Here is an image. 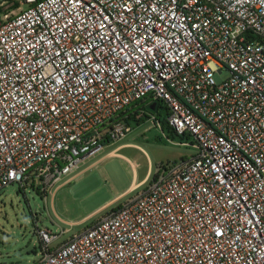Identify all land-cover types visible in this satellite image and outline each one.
<instances>
[{"label": "built area", "instance_id": "built-area-1", "mask_svg": "<svg viewBox=\"0 0 264 264\" xmlns=\"http://www.w3.org/2000/svg\"><path fill=\"white\" fill-rule=\"evenodd\" d=\"M134 103L197 152L55 247L37 225L35 264H264V0H0V191L56 185Z\"/></svg>", "mask_w": 264, "mask_h": 264}, {"label": "rangeland", "instance_id": "rangeland-1", "mask_svg": "<svg viewBox=\"0 0 264 264\" xmlns=\"http://www.w3.org/2000/svg\"><path fill=\"white\" fill-rule=\"evenodd\" d=\"M228 75L217 72L215 78L222 81ZM164 115L161 110L159 117ZM149 116L135 120L124 139L86 156L57 185L33 180L25 188L15 183L1 190L0 264L37 263L42 253L37 225L60 234L55 247L145 190L160 165L197 152L193 140L174 135L165 121L159 125Z\"/></svg>", "mask_w": 264, "mask_h": 264}, {"label": "trees", "instance_id": "trees-1", "mask_svg": "<svg viewBox=\"0 0 264 264\" xmlns=\"http://www.w3.org/2000/svg\"><path fill=\"white\" fill-rule=\"evenodd\" d=\"M152 104H148L149 109L151 108ZM139 104L138 103H134L132 105H130L129 107H127L126 110H124L123 112L119 113L117 118L118 119H125L129 124H132L135 120H142L144 118H137L136 114L138 113V109H139Z\"/></svg>", "mask_w": 264, "mask_h": 264}, {"label": "crops", "instance_id": "crops-1", "mask_svg": "<svg viewBox=\"0 0 264 264\" xmlns=\"http://www.w3.org/2000/svg\"><path fill=\"white\" fill-rule=\"evenodd\" d=\"M123 139H124V138H123ZM125 144H129V143H125ZM130 144H131V143H130ZM111 153H114V152L112 151ZM72 176L74 177V175H72ZM73 177H69V178L72 179ZM139 183H140V182H139ZM139 183H135V184H133V186L135 187V186L139 185ZM57 184H58V183H57ZM57 184H56V185H57ZM140 184H141V183H140ZM133 186H132V187H133ZM134 187H133V188H134Z\"/></svg>", "mask_w": 264, "mask_h": 264}, {"label": "water", "instance_id": "water-1", "mask_svg": "<svg viewBox=\"0 0 264 264\" xmlns=\"http://www.w3.org/2000/svg\"><path fill=\"white\" fill-rule=\"evenodd\" d=\"M151 108H152L153 110H155L154 104L151 105Z\"/></svg>", "mask_w": 264, "mask_h": 264}]
</instances>
